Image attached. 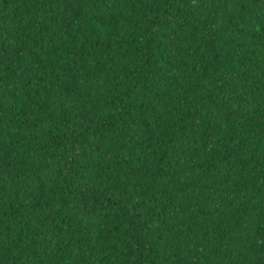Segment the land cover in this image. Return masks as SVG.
<instances>
[{
    "label": "trees",
    "instance_id": "obj_1",
    "mask_svg": "<svg viewBox=\"0 0 264 264\" xmlns=\"http://www.w3.org/2000/svg\"><path fill=\"white\" fill-rule=\"evenodd\" d=\"M0 264H264V0H0Z\"/></svg>",
    "mask_w": 264,
    "mask_h": 264
}]
</instances>
